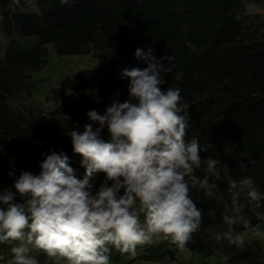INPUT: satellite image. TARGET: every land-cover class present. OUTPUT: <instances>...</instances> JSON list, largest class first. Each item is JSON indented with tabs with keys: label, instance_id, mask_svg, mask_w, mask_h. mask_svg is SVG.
Segmentation results:
<instances>
[{
	"label": "trees",
	"instance_id": "obj_1",
	"mask_svg": "<svg viewBox=\"0 0 264 264\" xmlns=\"http://www.w3.org/2000/svg\"><path fill=\"white\" fill-rule=\"evenodd\" d=\"M234 1L186 0L185 9L174 10L175 0H74L71 7L62 6L60 0H36L42 12L38 15L33 9H22L28 6L24 0L14 12L9 9L11 0H0L1 31L37 37L30 46L11 47L0 59V190L13 184L8 175L13 168L17 176L24 170L38 173L41 153L52 148L63 150L71 166L82 173V157L73 154L66 134L76 125L82 130L90 123L88 111L104 114L117 91L120 102L128 99V80L122 78V70L146 67L135 52L149 45L158 59L174 57L173 73L165 77L163 87L182 89L191 123L189 139L199 133L202 144L213 145L202 156L220 159L233 168L234 175L252 176L264 192V36L241 39ZM203 12L219 23L203 27L195 22L184 32L179 17L190 13L198 19ZM189 41L199 49H190ZM48 44L60 55L89 53L92 45L102 51L103 62L66 75L54 88L57 95L71 91L61 109L72 116L41 115L22 125L23 115L14 110L11 97L16 88L27 85L26 69L45 61ZM178 72L183 73L181 81L175 79ZM240 163L246 167L241 169ZM192 195L205 218L187 249L206 257L223 254L230 263L264 264V244L258 238L248 237L242 250L227 240L217 242L215 235L225 230L222 205L195 191ZM213 209L215 216L209 217ZM257 213L264 216V206L247 212L254 226L263 221ZM148 246L151 249L139 258H177L163 242ZM154 247L161 252L157 254ZM0 251L7 252L8 246L0 245ZM112 258L121 256L114 252Z\"/></svg>",
	"mask_w": 264,
	"mask_h": 264
},
{
	"label": "clouds",
	"instance_id": "obj_2",
	"mask_svg": "<svg viewBox=\"0 0 264 264\" xmlns=\"http://www.w3.org/2000/svg\"><path fill=\"white\" fill-rule=\"evenodd\" d=\"M73 2L60 0L68 7ZM24 3L42 15L36 0ZM20 4L11 0L9 9ZM135 56L147 66L122 70L128 99L120 102L117 91L104 114L88 111L90 123L66 134L73 154L82 157V173L54 148L41 153L38 173L9 171L13 184L0 190V245L8 246L0 264H113L114 252L135 258L138 249L163 241L182 252L205 218L193 191L222 205L225 230L217 242L242 250L249 233L264 235L247 215L264 206L258 182L202 156L213 145L202 144L199 133L189 139L182 89L163 87L174 57L158 59L151 48H138Z\"/></svg>",
	"mask_w": 264,
	"mask_h": 264
},
{
	"label": "rangeland",
	"instance_id": "obj_3",
	"mask_svg": "<svg viewBox=\"0 0 264 264\" xmlns=\"http://www.w3.org/2000/svg\"><path fill=\"white\" fill-rule=\"evenodd\" d=\"M242 1V2H241ZM240 2V4H239ZM186 0H175L173 5L174 10L185 9ZM236 8L237 17L241 20L242 35L241 39L244 41L260 39L264 36V0H235L232 5ZM23 10H32L31 7L26 6ZM181 28L186 32L195 22L203 27L211 24L219 23L212 14L208 12L201 13V17L196 19L190 13H184L179 17ZM37 41L35 36H18L8 35L1 31L0 23V59L5 53L14 46H30ZM190 49L197 51L198 46L191 41L188 42ZM49 54L45 61L37 67L26 69V86H20L15 89L11 97V105L16 112L23 115L22 125L28 124L33 118L41 115L49 117L67 118L72 116L62 108L64 99L72 96L71 91H66L63 95H57L54 88L58 87L61 80L66 76L72 74L74 71L81 68H89L96 66L103 62L101 59L102 51L96 49L92 45L89 53L60 55L56 52L52 44H48ZM151 48L147 46L145 52ZM59 109V110H58ZM1 130V119H0ZM261 233H264V220L258 223ZM249 238H258L264 244V235L256 236L254 232L248 234ZM167 247L174 249L176 260L168 258H161L157 260H145L139 256L145 252L146 249H151L150 246H144L138 249V255L135 258L121 257L120 260L113 259V264H237L230 263L227 256L218 254L214 256H203L200 253H194L185 248L182 252L174 245L163 241ZM157 254L161 249L154 247ZM40 259L43 261L44 257L41 255Z\"/></svg>",
	"mask_w": 264,
	"mask_h": 264
}]
</instances>
